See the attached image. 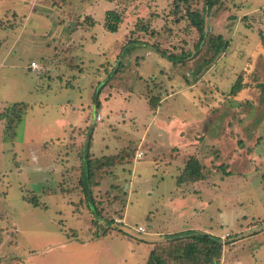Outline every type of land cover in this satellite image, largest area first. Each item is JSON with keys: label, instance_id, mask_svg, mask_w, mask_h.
<instances>
[{"label": "rangeland", "instance_id": "obj_1", "mask_svg": "<svg viewBox=\"0 0 264 264\" xmlns=\"http://www.w3.org/2000/svg\"><path fill=\"white\" fill-rule=\"evenodd\" d=\"M205 1L0 0V264H146L198 224H216L227 264H264V0ZM204 10L197 52L186 12ZM167 127L191 146L169 148ZM86 147L106 156L87 184ZM189 158L203 180L178 183Z\"/></svg>", "mask_w": 264, "mask_h": 264}, {"label": "trees", "instance_id": "obj_2", "mask_svg": "<svg viewBox=\"0 0 264 264\" xmlns=\"http://www.w3.org/2000/svg\"><path fill=\"white\" fill-rule=\"evenodd\" d=\"M209 0L205 1V6L207 7L209 4ZM207 11L204 10L202 12L198 11H187V17L190 21V28H193L197 31L199 35V39L196 45V51L198 52L202 46V44L206 41L207 38ZM106 23L105 28L108 32H116L117 24L119 19L117 15L113 12H107L106 14ZM219 46L216 48L218 49ZM157 52L166 56L170 62H174L175 59L172 57H168L164 51H160L156 49ZM188 57V55L180 60H184ZM240 81H237L231 87V94H235L240 91L241 88ZM23 105H13L12 108L9 109V112L6 116L7 127L11 128L13 119L17 118L16 123H20L22 121V116L26 112V109H21L20 107ZM11 110V111H10ZM18 124H15L17 126ZM88 147L85 149V155L81 157V181H85L87 184L90 181V177L92 175V168L96 163V159H91L88 153ZM182 175L178 179V183H195L203 180L202 173V165L195 158H189ZM85 184V187L87 186ZM85 193H87L85 191ZM90 206V205H89ZM88 206V207H89ZM91 207V206H90ZM91 209V208H90ZM168 241V251L170 254H176V252L181 251V255L178 257L176 255L175 259H178L186 264H220L222 253H223V243L220 241L219 237L194 230H189L185 232H178L174 234L166 235ZM184 240H191L192 243L183 244ZM159 251V252H158ZM158 251L153 249L148 256L146 264H171V261H167L162 257V253L168 252L165 248H160Z\"/></svg>", "mask_w": 264, "mask_h": 264}, {"label": "crops", "instance_id": "obj_3", "mask_svg": "<svg viewBox=\"0 0 264 264\" xmlns=\"http://www.w3.org/2000/svg\"><path fill=\"white\" fill-rule=\"evenodd\" d=\"M4 8H6V10L8 11V10H10L11 8L10 7H7V6H4ZM3 46H5V43L3 44ZM79 115V117H78V125L77 126H74V127H78V128H80V129H82V130H84L87 126H89L86 122L85 123H83V122H80L81 121V119H84L83 117H82V114L81 113H79L78 114ZM97 116V115H96ZM100 117V116H99ZM156 117V116H155ZM100 120H101V118H100ZM99 120V121H100ZM83 121V120H82ZM60 122H62V121H60ZM95 122H97L96 121V117H95ZM68 126H70V125H72V124H70L69 122L68 123H66ZM86 124V125H85ZM95 123H93V125H94ZM28 126V125H27ZM163 129V128H162ZM27 130H28V132H33V131H36L37 129H36V127H31V126H29V127H27ZM166 130H169V131H165L164 129H163V132H164V134H166V136L167 137H169V143H168V147L169 148H172V146H176V148H178L179 150L180 149H186V147H189V146H191L190 145V143H192V141L190 142V137H188V135H187V133H184V132H182L181 131V129L180 128H171V127H167V129ZM67 131L69 132V129L67 128ZM26 132V131H25ZM185 135H184V134ZM93 136H96L95 135V128H93V131H92V134H91V139H92V137ZM140 138L138 139V147H142L143 146V144L144 143H146V145L147 144H149V143H147V136H144V133H142L141 134V136H139ZM155 140L153 139V141L152 142H154ZM175 141H181V144H179V145H181L180 147H178L177 145H175L174 143H175ZM149 145H151V144H149ZM155 147V146H154ZM23 149V151H24V148H22ZM92 149V148H91ZM90 149V150H91ZM103 157H106L105 155H101V154H99L98 156H92L91 158H93V159H100V158H102L103 159ZM38 158L37 157H33V162L36 164V165H38L37 163H38V161L39 160H37ZM54 159V158H53ZM53 161V160H52ZM104 165H105V163H104ZM54 167V163L51 165V167H47L48 169L50 168V170L52 171L53 170V167ZM57 169H58V166L56 165L55 166ZM41 169V168H40ZM45 169V168H44ZM16 171H17V173H18V176L17 177H19V175H23L24 173H25V171H26V167L24 166V164H19L18 163V167H16ZM198 183V182H197ZM193 210H195V211H193ZM192 211H193V215L195 214V212H197L198 210L197 209H194V208H192ZM192 215V216H193ZM208 225H210V224H208ZM216 225V224H215ZM214 225V226H215ZM213 225H210L209 227L210 228H205L206 227V225L205 226H202L201 224H198V225H196V226H194V227H191V228H189L188 230H185V231H189V230H194V231H199V232H205V233H208V234H211V235H214V236H220L218 233H216L214 230H213V228L212 227H214ZM245 229V228H244ZM243 229V230H244ZM252 229H254L255 231L257 230L256 229V226L255 225H253V226H246V229L244 230V231H246V230H252ZM179 231H177V232H175V233H178ZM182 232V231H181ZM170 234H174V233H170ZM166 235H169V234H166ZM248 236H249V234H248ZM251 236V235H250ZM239 241H241V240H239ZM238 242V241H237ZM237 242H235V243H237ZM235 243H233L232 245H235ZM231 245V246H232ZM264 246H260V247H258V246H256V250H255V252H257V253H262V251H264V248H263ZM227 250L225 249L224 251H223V253L224 252H226ZM222 253V258H221V261H220V264H227V260H226V258H225V255ZM236 260H238V258H235Z\"/></svg>", "mask_w": 264, "mask_h": 264}, {"label": "built area", "instance_id": "obj_4", "mask_svg": "<svg viewBox=\"0 0 264 264\" xmlns=\"http://www.w3.org/2000/svg\"><path fill=\"white\" fill-rule=\"evenodd\" d=\"M30 68H31L32 70H36V69H38V66H37L34 62H31V64H30ZM99 120H100V117H99V115H97V116H96V121H99ZM142 156H143V153H142V152L136 154V158H137V159H141ZM137 231L140 232V233H144V232H145V229H144L143 227H140V226H139V227L137 228ZM0 258H1V256H0Z\"/></svg>", "mask_w": 264, "mask_h": 264}]
</instances>
